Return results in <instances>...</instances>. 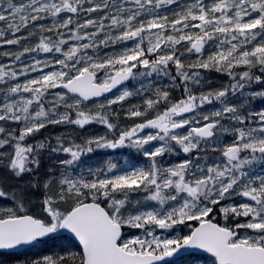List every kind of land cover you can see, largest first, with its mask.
<instances>
[{
	"label": "snow or ice",
	"instance_id": "snow-or-ice-1",
	"mask_svg": "<svg viewBox=\"0 0 264 264\" xmlns=\"http://www.w3.org/2000/svg\"><path fill=\"white\" fill-rule=\"evenodd\" d=\"M131 7H126V5ZM178 10H171V5ZM87 5V7H85ZM168 8L171 16L163 14ZM107 10V11H105ZM101 12L98 20L86 19L83 23L73 20L79 12ZM113 11L115 14H113ZM51 18V25L37 24ZM112 30L105 38H97L106 27ZM0 22L6 26L13 38L3 39L5 29L0 28V39L8 45L18 44L23 37H16L21 29L39 27L41 32H56L58 40L41 37L32 48L25 47L15 54V60L28 52L60 53L63 59H56L62 69L43 73L49 62L36 60L23 67L19 73L5 72L0 68V84H6L5 77L16 79L29 71H41L35 79L16 83L7 87L6 100L0 106V121H10L22 125L6 131L0 126V168L16 183L8 184L0 178V199H10L23 215H17L13 208H5L0 214V249H11L21 244H30L40 237L65 229L79 242L82 253L79 264H161L166 257L173 256L182 248L202 249L214 257V264H264V175H250L246 168L256 162L264 164V110H249L246 114L240 108L227 103L232 97L260 98L264 101V0H213L205 4L203 0H0ZM75 24V30L70 25ZM95 28L96 31L81 34V29ZM61 29H67L69 39L77 42L67 51L62 45ZM198 31H185V30ZM115 32V34H113ZM259 37V40L257 39ZM147 40V47H143ZM80 41H88L78 43ZM136 41L132 47H125L119 53L104 58H93L86 50L99 46ZM213 41L216 50L207 59H197L187 65L190 69H215L226 73L229 83L218 90L209 91L199 97L194 95L189 85L200 84L199 72L186 71L185 64L176 56L177 45L182 42L187 52L201 53L205 44ZM11 55V54H5ZM151 57V58H149ZM170 62L175 65L177 77L184 87L186 99L176 102L169 100V92L157 90L156 98L145 99L144 107L131 108L129 117H144L118 138L104 136L88 138L83 144L71 143L64 146L57 137L56 146L38 142L26 144V138L39 132L47 125L72 124L83 129L85 125L99 122L109 131L115 127L105 111L95 114L81 110L82 102L103 93L110 92L118 84L134 77L135 68L148 70L140 75L153 73L168 75ZM243 68L242 72L234 69ZM255 70V71H253ZM103 72L106 78L98 83L97 73ZM238 77V79H237ZM175 81L176 77L172 78ZM260 87V90H257ZM62 88L74 94L72 103L60 100L52 108L45 110L42 98L49 89ZM28 93V98L8 99ZM133 93L124 90L116 98L107 101L108 109L121 104ZM75 97H78L75 98ZM199 100V105L197 104ZM213 100L223 104L221 110L203 115V126H191L186 134L177 129L190 125V120L182 118L185 113H193L196 108ZM164 102L170 104L163 113L148 118V113ZM62 104L75 111V118L68 112L56 111ZM33 105L37 106L32 111ZM104 109L105 105H99ZM221 119H230L232 126L225 127ZM199 124V120L196 121ZM145 128L156 129V134L139 136ZM231 133L233 142L222 150L214 145L212 151H220L224 158L214 166L200 164V157L186 159L171 167H161L158 157L175 151L174 142L186 156L206 152L208 141L216 135L217 129ZM152 141H160L158 146L146 148ZM96 149H116L129 146L141 149L148 160L145 168L115 171L110 164L107 170L83 172L78 177L70 174L78 166L81 157ZM48 148L52 153H63L65 159L58 160L64 171L55 181L58 191L55 197L48 195L53 181L40 176V150ZM243 154V155H242ZM199 175H196V171ZM51 171V170H49ZM111 173V175H110ZM28 176L27 181L24 177ZM190 177V178H189ZM43 191L44 198L39 202V210L45 218H35L27 214L25 205L36 192ZM146 191V201L157 202L160 207L144 209L136 202V210L130 211L131 194ZM242 197L236 201L234 197ZM232 200V203H224ZM71 201L69 208L58 210L59 202ZM175 202V203H170ZM168 207L165 208V205ZM104 205V206H102ZM219 215L225 223L213 222ZM187 221L199 222L190 235L161 238L156 229L170 230ZM139 229L142 235L125 239L123 229ZM240 230L245 234L240 235ZM77 257L53 258L45 256L33 264H76Z\"/></svg>",
	"mask_w": 264,
	"mask_h": 264
},
{
	"label": "rangeland",
	"instance_id": "rangeland-1",
	"mask_svg": "<svg viewBox=\"0 0 264 264\" xmlns=\"http://www.w3.org/2000/svg\"><path fill=\"white\" fill-rule=\"evenodd\" d=\"M16 2L19 3L20 0H16ZM56 2H58V0H56ZM117 2H119V0H117ZM126 7H131V5L130 4L126 5ZM32 27L33 26H30L26 29H21L20 32L16 33V37L18 35H24L22 38V43L29 41L30 29ZM0 28L5 29V36L3 39L13 38L12 34L10 32L6 31V26L3 24V22H0ZM72 29L75 30V28H72ZM80 31H81V34L87 32V31H85V29H81ZM62 33L67 37L70 36V33L68 32V30L65 32L66 34L64 32H62ZM113 34H115V32H113ZM3 39H0V53L1 52L7 53V47H9L10 45L3 43ZM257 39L259 40V37ZM135 43H136V41H127L126 43H121V45L130 44L133 46ZM185 43L186 42H182L180 45H177L176 46L177 51L178 52H184V53L186 52L187 60H192L193 63L197 59H201V58L207 59L208 55L216 50L214 42L208 41L205 44V48H204L202 53H200V54H197L195 52L189 53L184 49ZM143 47H145V48L147 47V40L144 41ZM12 48L14 51H16L18 49L17 44H13ZM65 51H67V50H65ZM55 55H57V53L54 50H53V52H50V53L28 52V53H26V55L22 56V59L19 61L15 60V54L12 56L8 55L7 59L4 58L7 60V62H5V64L0 65V68H3L5 72L10 73L12 71H16V66H15L16 62H21L22 65H21L20 69H22L23 67H25L27 65L33 64L36 60H39L42 62V64L44 62L50 63L49 67L43 68V73H49L51 71H60V70L67 71L65 69H62L61 67H59L58 69L53 67L51 62H52L53 57ZM149 58H151V57H149ZM185 70L189 71V72H198L197 69L185 68ZM243 70H244L243 68L234 69L235 72H242ZM147 71L148 70H146L144 68H138L137 73L133 77L131 83L129 85L125 86L124 88L120 89L116 93V95L113 97V99L116 98L118 95H120L124 90H128L132 93H136V92L143 93L144 89L147 88V86L149 85L152 77H154L158 83H165V84L169 85V87H171V89H172L171 90L172 93H174L176 101H179L180 99H186V96L184 94V87L180 83L179 78L177 77V73H176V69H175L174 64H172L170 62V67L168 69V73H169L168 75L156 74V73H153L150 76L140 75V73H145ZM30 73H42V72L41 71H35V72L29 71L28 74H30ZM97 74H99L98 81L103 82V80L106 78L105 74L103 72H98ZM172 76L176 77L175 81H173ZM199 78L201 80L200 84H190L189 85L191 92L194 95H196L197 97H199L201 94H206L209 91L217 90V87L223 88L225 85H227L229 83V79H230L226 73H222V72L221 73L215 72L213 74H211V73L206 74L205 72H199ZM237 79H238V77H237ZM5 80L7 81L6 84H0V106H2L6 100L5 93L7 91V87L9 86L8 81L10 80V78L6 76ZM257 90H260V87H257ZM58 94L63 95V93L57 91V89H49L48 90V92L46 93V96L43 98L44 100L47 99V106H45L46 111L48 109L52 108L53 103H56L60 100V96ZM20 97L28 98L29 94L28 93H20L19 96H11V97H8V99H18ZM63 97H64V95H63ZM111 99L112 98L97 101V102H95V104L93 106L81 105V110L86 111V112H90L92 114H95L98 111L107 112V109H106L107 108V101L111 100ZM64 101H65V98H64ZM176 101H174V102H176ZM70 103H72V102L70 101ZM102 103L105 105L104 109L99 108V105ZM227 103L237 106L238 108H240L241 112H243L245 114L249 110H255V111L264 110V101H262L258 97L257 98H252L250 96L247 98L239 97V96L232 97L230 94L229 98L227 99ZM197 104L199 105V100H197ZM158 106L159 107H157L155 109L156 111L160 110L161 104H159ZM223 106L224 105L221 104L220 101L213 100L211 103L206 102L203 105L198 106L196 108L195 112L185 113V114H183L182 117L178 116V118H176V119L180 120L182 118H187L190 120V126H197L198 127V126L206 123V121L203 120V115H209L211 117V115L214 111L221 110L223 108ZM31 110L33 112L38 110L37 106L33 105ZM56 111L59 112L60 114L68 112V114L72 118H75V111L70 112L68 109L63 107L62 104L60 107H58L56 109ZM136 119H138V118L136 117ZM109 120L115 126L112 131H109V129L106 126H104L103 124H101L99 122H93V123H90L88 125H85V127L83 129L79 128L76 125H72V124H59V125H54V127L52 128L50 133H48L43 138H40L36 142L33 141L32 136L37 135L38 132L27 137L25 143L34 145V143L42 142L43 140H46L48 138H49V140L57 141V137H61L63 140L64 146L65 145L71 146L72 142H75L77 144H83L86 141V139H88V138H96V137H100V136H104L109 140L116 139V137H118L122 131L129 129L128 128L129 125L126 121L120 120L119 122H116L115 118H113V119L109 118ZM197 120H199V124L196 123ZM221 124L224 125L225 127L230 128L232 126V121L230 119H221ZM49 125H51V124H49ZM0 126L5 127L6 131L9 129L15 128V129H17L16 135H19L18 130L22 125L15 124V123H12L10 121H0ZM43 131L45 132L44 129H43ZM186 133L187 132H183L182 134H186ZM149 134H155V133L146 132V133L141 134L139 136L143 137V136H147ZM3 135L4 134H0V138H2ZM232 142H233L232 134L223 132L219 128L217 129L216 135L214 136V138L208 141V147H207L206 152H199V153L189 154L186 156L182 151H180L178 146H175L174 142H170L172 144L173 148L175 149V151H173L172 153H166L164 156L160 157L159 160L164 161L165 163L171 162L172 165H170V166L162 165L161 167H171V166H174L178 163L183 162L186 159L195 160L196 156L198 155L200 157L199 162L202 166L205 167V171H206L207 166H214L215 164L220 163L224 159L221 156L220 151H216V152L212 151V146L214 145L215 147H217V149L222 150L226 145L231 144ZM160 143H161L160 141L155 142V143L151 142L149 145H146L145 147L151 148L154 145L158 146ZM93 148H94V151L92 153H88V154L82 156L80 162H78V166L74 170H70V174L72 176L78 177L81 172H83L84 175L87 176L89 169H91L93 172L99 171L101 169L106 171L110 164L116 165L115 171L117 173H120L124 170H132L133 167L142 168V166L137 161H135V163H131V162L127 161V158H124V157H126V155H123V158H122L121 156L118 157L116 154H113L112 157L110 158L109 154L105 155L106 149H96L95 145H93ZM130 148L131 147L123 146L121 150L124 151L125 149H127V151H132ZM141 152H143V151L141 150ZM65 158H67V157H65V155L63 153L57 154V153H52V152L43 153L39 158V160L41 162V167L39 170L41 178L45 179V180L53 181V183L51 184V188L48 192V195H50V196L55 197L56 192L58 191V184L55 183V181H57L60 178L61 173L64 171L63 167L58 163V160L65 159ZM111 160H114V162H112ZM258 167H260V169L262 171L261 172L262 174L258 173V175H264V164H262L260 162L254 163L253 165H251L250 168H246L245 171H248L250 173V175H252L254 170ZM49 170H51V171H49ZM199 174L200 173L197 170L196 175H199ZM110 175H111V173H110ZM0 178H3V180L5 182H7L8 184L16 183V181L13 178L8 177L6 170H4L3 168H0ZM28 179H29L28 176L24 177L25 181H27ZM146 194H147L146 191H138V192L131 194V203L128 205L129 210L133 211V212L135 211V208L137 207V205H136L137 201H139V206L144 205V206H146L147 209L148 208H156V206H158L159 204L157 202H154V201H146L144 199L147 196ZM43 198H44L43 191L36 192L35 195L31 197L30 202L25 205V208L27 210V214L33 215V216L38 217V218H45V216L43 215L42 212H40L39 207H38L40 200H42ZM235 198H237L236 201L243 199L242 197H238V196L234 197V199ZM224 203H232V200L225 201ZM5 208H13L17 215L25 214V213H21L19 211L18 207L10 199H8V200L0 199V214H2V210ZM58 210L63 211L64 208H62V206L59 205ZM216 218L217 217H215V219ZM220 218L223 219L221 216H220ZM194 226H195V224H184V225H177L173 229L166 230V231L156 229V234L158 236H160L161 238L175 239L177 237L187 236L189 234L188 231L192 230ZM244 234H245V232L243 231V233L241 235H244ZM136 235H142L141 231L139 229H130V232L127 230L124 238L125 239L132 238L133 236H136ZM3 262H4V260L0 256V264H2ZM198 263L204 264V261H198Z\"/></svg>",
	"mask_w": 264,
	"mask_h": 264
},
{
	"label": "trees",
	"instance_id": "trees-1",
	"mask_svg": "<svg viewBox=\"0 0 264 264\" xmlns=\"http://www.w3.org/2000/svg\"><path fill=\"white\" fill-rule=\"evenodd\" d=\"M93 2L95 3V2H98V1L97 0H93ZM180 2L181 3H189V2H191V0H180ZM203 2L205 4H211L213 2V0H203ZM85 7H87V5H85ZM170 8L173 11L174 10H178V6L175 5V4L171 5ZM105 11H107V10H105ZM161 12L163 14H167L169 16H171V14H172V12L168 8L162 9ZM113 14H115L114 11H113ZM61 15L65 16V17H67L69 15H72L74 21H77L79 23H83L86 19H89V18H91L93 20H98V17H100L102 15V13L101 12H94V13L89 14L87 12L81 11V12L78 13V15L67 14V13H62ZM104 23H105L106 27L104 28V30L100 33L99 37L97 38V43H98V41L100 39H104L105 38V33H108L110 31H112V30H110L107 27V25L110 24V21L109 20H105ZM37 24H43L45 27H49L51 25V18L49 17L46 20L38 21ZM69 27L70 28H75V24L70 25ZM96 30L97 29H95V28L85 29V31H87V32H92V31H96ZM60 31L65 33L67 31V29H61ZM185 31H198V30H194L193 29V30H185ZM29 35H30V38L28 37L29 41H27L25 43H22V39H20V42L17 44L18 49L16 51L13 50L12 45L7 47V54H11L10 56H12V55H14L16 53H19V52L23 51V49L25 47H28V48L35 47L40 42L41 37H50L52 41H56V40L59 39V37L57 36L56 32H48V31L41 32L39 27H37V26H33L31 28V31H30ZM23 36L24 35H18L17 37H23ZM62 38L68 41V43L66 45H62L61 46L63 51L68 50L69 46H72V45L77 43L75 41H71L69 39V37H67L65 35ZM84 42H88V41H80L78 43H84ZM126 46L129 47V48L132 47V45H130V44H127V45L123 46L120 43L110 44L107 47L101 45V46H99L98 52H97L96 49L90 48V49L86 50V53H87V55L93 56L94 59L97 58V55L100 58H104L107 55H112L114 53H119ZM5 54L6 53H3V52L0 53V65L5 64V62H7L6 59L8 58V55H5ZM24 55H26V53ZM176 56L180 58V60L185 64L186 68H187V65L193 63L192 60H187L186 52L184 53V52L176 51ZM4 58H6V59H4ZM21 59H22V57H21ZM56 59H63V57H62V55L60 53H57V55H55L53 57V60H52L51 63L53 65V67L58 69L61 66L59 64L55 63ZM21 65H22L21 62H16L15 63L16 72L17 73L20 72ZM136 69H138V68H136ZM65 70H67V69H65ZM197 71L198 72H205L206 74L207 73L213 74V73L217 72V71H215V69L205 70V69H202V68L201 69H197ZM253 71H255V70H253ZM41 74L42 73H30V74L22 75V76L18 75V77L16 79H10L8 81V83H9L8 85L10 86V85H14L16 83L23 84L28 79L38 78ZM153 88L164 90V89H170L171 87H169V85H167L165 83H158L155 80V78L152 77L149 85L147 86L146 89H144L143 93H139V92L136 93L135 95L127 98L121 104L113 106L110 110H112L113 114L115 116H117L118 119L120 118V115H122V114H124L125 117H126L128 111L131 108H133L134 106L135 107H139L142 110L143 107H144V100L145 99H149V98L155 99L156 98V93L153 92L154 91ZM218 89H220V87H217V90ZM170 93L171 92H169V94ZM65 101L70 103V101H72V99H71V97H65ZM42 102H43L44 105H47V101H45L44 99H42ZM70 112H72V111H70ZM53 127H54V125L46 126L45 128H43L45 130V132L42 129L41 131H39L37 133V135L32 136V138H35V140L43 138L44 136H46L48 133L51 132ZM42 143H44L46 145L56 146L57 141L49 140V138H48L46 140H43ZM35 144L36 143H34V145ZM49 152H51V151L47 147L45 149L40 150V155H39L38 158H40V156L43 153H49ZM260 172L261 171L259 169H257L256 171H254L252 173V175H258V173H260ZM71 203H72L71 201H68L67 203L59 202V205H61L62 208H64V210H65V209L70 207ZM224 223H225L224 220H220V225H223ZM128 231L130 232V229H128ZM243 231L244 230H240V235L243 233ZM80 255H81V253H80L79 249L77 248V246L71 240H69L68 238L59 237V238L49 239V240L45 241L44 243H42L41 245H39V246H37V247H35L33 249H30V250H28L26 252H23V253L14 254V255H0V256L4 260V262L2 264H33L34 261L42 260L45 256H51L53 258H59L60 256H64V257L75 256V257H77L76 264H79L78 257ZM195 259L197 260V262H196ZM198 259H200V258L191 256V257L184 258V259H182V260H180L178 262H174V263H170V264H201V263H198V261H199ZM202 260L204 261V264H214V261L212 259H206V258L204 259V258H202Z\"/></svg>",
	"mask_w": 264,
	"mask_h": 264
},
{
	"label": "flooded vegetation",
	"instance_id": "flooded-vegetation-1",
	"mask_svg": "<svg viewBox=\"0 0 264 264\" xmlns=\"http://www.w3.org/2000/svg\"><path fill=\"white\" fill-rule=\"evenodd\" d=\"M169 106L170 105L161 104V108H160L159 111H156L154 109V110H151L148 113V115H150L149 118H154L157 115V113H163L166 110V108L169 107ZM157 107H159V106H157ZM109 113H112L113 114L112 110H110ZM176 118H178V117H175L174 119H176ZM124 121H126L128 123V125H129L128 128L130 129L136 123L143 122L144 121V118H141V119H127V120H124ZM189 127H191V126L190 125H187V126H185V128L177 129L176 131L179 132V133L187 132L188 129H189ZM146 132H148V133H155L156 134L157 130L156 129H151V128H145L143 131L139 132L138 135L144 134ZM116 138H118V137H116ZM152 142L155 143V142H158V141H152ZM127 147H129V146H127ZM121 149H122V147H118L116 149H107V152L105 153V155H108L109 154L110 158L112 157L113 154H116L118 157L121 156L122 158H123V155H126V157H124V158H127V161H129L131 163H135V161H137L142 166V168L148 167L149 162L145 158V156L143 155V152H141V149H137L135 147H131L130 148L132 151H127V149H125L124 151H122ZM159 158L160 157H158L157 160L159 161L160 166H162V165H168V166L172 165L171 162L165 163L164 161H160ZM111 161L114 162V160H111ZM148 194L149 193L147 192L146 195H148ZM170 203H175V202H170ZM102 206H104V205H102ZM139 207L144 208V209H147L146 206H144V205H140ZM158 207H160V205L156 206V208H158ZM167 207H168V204L165 205V208H167ZM135 210H136V208H135ZM216 217H217V219L220 222V216L217 215ZM186 224H195V226L193 227V228H195L199 224V222H197V221H187Z\"/></svg>",
	"mask_w": 264,
	"mask_h": 264
},
{
	"label": "water",
	"instance_id": "water-1",
	"mask_svg": "<svg viewBox=\"0 0 264 264\" xmlns=\"http://www.w3.org/2000/svg\"><path fill=\"white\" fill-rule=\"evenodd\" d=\"M132 77H130L128 80L126 81H123L121 84H118L115 88H113L110 92H107V93H103L101 96L99 97H93L91 98L89 101H84V102H91V101H94V100H97V99H100L108 94H110L111 92H113L114 90L120 88L121 86H123L124 84H126ZM58 90L60 91H63L65 92L66 94L68 95H71L73 96L74 94L72 93H67V90L66 89H62V88H58ZM78 98V97H76ZM199 227V226H198ZM68 236L70 237L74 242H76L78 245H79V242L75 239V237L73 236V234H71L70 232H68L67 230L65 229H60L58 230L56 233H52V234H49L48 236H45V237H40L38 238L37 240L31 242L30 244H21V245H17L16 247L14 248H11V249H0V252L2 253H6V254H11V253H16V252H21L25 249H28V248H31L33 246H36L40 243H42L43 241H45L46 239H49V238H52V237H57V236ZM80 246V245H79ZM80 248L82 249V247L80 246ZM190 254H199V255H206V256H209V257H212L210 253H207L205 251H203L202 249H195V248H182L180 249L179 251H177L176 253L173 254V256L171 257H166L164 261L161 262V264H167L169 262H172L176 259H179L183 256H186V255H190ZM214 258V257H213Z\"/></svg>",
	"mask_w": 264,
	"mask_h": 264
}]
</instances>
